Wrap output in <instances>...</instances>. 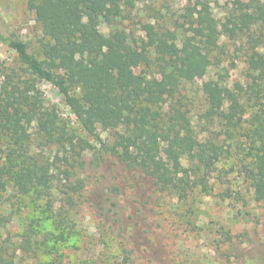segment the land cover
<instances>
[{
    "label": "rangeland",
    "instance_id": "rangeland-1",
    "mask_svg": "<svg viewBox=\"0 0 264 264\" xmlns=\"http://www.w3.org/2000/svg\"><path fill=\"white\" fill-rule=\"evenodd\" d=\"M209 6L217 27L211 51L213 63L204 75L184 84L180 104L193 125L199 144L212 140L222 154L212 168L190 173L191 179L203 177L185 199L155 191L153 182L135 170H129L112 155L91 163L93 137L79 127L62 95L52 84L38 79L18 61L14 50L0 40V83L4 73L14 72L29 78V87L37 88L44 103L57 110L74 137L85 138L92 149L84 151L83 169L73 168L66 179L69 164L57 146L40 140L31 125L30 152L52 161L55 179L49 195L20 194L11 184H0V215L7 221L0 228V243L6 249L9 264H260L264 261V201L256 200L251 184L253 169L249 143L240 131L228 138L225 127L203 116L206 100L202 85L211 80L234 91L247 121L257 102L264 106V12L248 29H234L240 13L251 6L264 11V0H200ZM197 0H125L115 25L134 39L144 38L142 24L153 23L158 30L169 29L178 39L190 34ZM99 29L107 34L109 25ZM0 32L31 41L34 51L46 40L41 24L26 0H0ZM260 56L259 66L252 57ZM241 86L243 90H239ZM175 100V99H173ZM171 100L170 102H174ZM234 99L231 101H235ZM169 102V101H168ZM244 125H247L244 122ZM109 142L113 129L97 127ZM68 154V153H67ZM59 159V160H58ZM186 167H191L183 159ZM54 167V166H53ZM85 179L82 199L76 204L65 200L66 184ZM53 201L48 209L47 198ZM66 218L64 237L54 216Z\"/></svg>",
    "mask_w": 264,
    "mask_h": 264
},
{
    "label": "trees",
    "instance_id": "trees-1",
    "mask_svg": "<svg viewBox=\"0 0 264 264\" xmlns=\"http://www.w3.org/2000/svg\"><path fill=\"white\" fill-rule=\"evenodd\" d=\"M197 1L200 7H194L190 34L178 39L174 31L158 30L146 22L145 37L137 40L115 25L125 0H26L47 39L40 41L37 51L31 41L14 35L0 32V40L36 78L57 88L81 130L98 147L92 149L85 138L74 137L57 110L44 103L40 91L29 87L31 79L6 72L0 83V184H11L20 194L36 193V198L49 195L57 159L49 161L30 152L31 125L40 140L65 153L60 160L69 164L66 179L74 174L73 168L85 167L84 151L92 149L91 163L97 165L105 155H112L125 168L149 177L155 191L178 199L204 184L203 177L191 179L190 173L212 168L221 147L212 140L198 143L180 104L184 84L204 75L213 63L211 51L218 34L209 6ZM245 6L229 31H243L262 18L264 11L258 6L255 11H249V3ZM101 23L109 25L107 34L99 29ZM260 61V56L252 57L253 67ZM202 92L204 118L219 121L228 138L244 132L252 155L255 199L264 201V106L257 102L258 109L243 121V107L233 90L209 80ZM98 126L113 129L112 142L100 137ZM183 159L192 166L186 167ZM84 187V178L66 184V202L80 201ZM52 204L48 197L46 207L51 209ZM65 218L54 216L60 237L66 233ZM6 221L0 215V228ZM5 250L0 243V264L10 263Z\"/></svg>",
    "mask_w": 264,
    "mask_h": 264
}]
</instances>
